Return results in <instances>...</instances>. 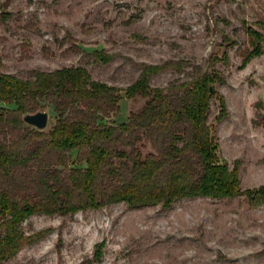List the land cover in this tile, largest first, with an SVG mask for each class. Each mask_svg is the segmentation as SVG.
<instances>
[{
    "label": "rangeland",
    "instance_id": "374dc122",
    "mask_svg": "<svg viewBox=\"0 0 264 264\" xmlns=\"http://www.w3.org/2000/svg\"><path fill=\"white\" fill-rule=\"evenodd\" d=\"M260 17L264 0H0L2 71L20 77L83 65L95 79L126 87L139 75L135 63L173 59L206 69L216 59L223 79L213 84L209 122L217 159L237 166L242 188L252 191L184 198L169 209L119 202L34 215L24 222L25 231L42 233L5 264H264V197L258 194L264 186V54L242 66L250 48L244 20L251 25ZM95 50L114 58L98 62ZM191 73L189 66L184 73L166 71L151 83L166 86ZM145 101L123 91L120 111L104 121L127 122ZM42 103L48 131L58 113ZM145 144L146 154L151 146ZM72 157L71 166H87L77 160V150Z\"/></svg>",
    "mask_w": 264,
    "mask_h": 264
},
{
    "label": "trees",
    "instance_id": "16d2710c",
    "mask_svg": "<svg viewBox=\"0 0 264 264\" xmlns=\"http://www.w3.org/2000/svg\"><path fill=\"white\" fill-rule=\"evenodd\" d=\"M5 18L10 13L3 14ZM250 48L242 66L264 54V17L248 25ZM98 62L114 58L93 52ZM135 81L121 87L95 79L83 65L38 70L24 78L3 72L0 55V264L40 234L29 235L31 216L73 214L119 202L132 208L160 204L164 209L184 198H232L250 194L241 186L237 166L217 159L209 122L213 84L223 79L216 59L205 69L198 63L169 59L135 63ZM192 73L186 80L154 86V76L176 71ZM142 96L144 105L127 122H105L120 111L122 92ZM51 103L58 113L50 130L38 129L24 115ZM149 142L151 150L143 151ZM86 167L71 166L72 152ZM264 197V186L258 190ZM36 236V237H35Z\"/></svg>",
    "mask_w": 264,
    "mask_h": 264
},
{
    "label": "water",
    "instance_id": "95a60500",
    "mask_svg": "<svg viewBox=\"0 0 264 264\" xmlns=\"http://www.w3.org/2000/svg\"><path fill=\"white\" fill-rule=\"evenodd\" d=\"M211 89H213V87ZM24 120L38 129H44L48 125L49 113L46 110H38L34 113H27L24 115Z\"/></svg>",
    "mask_w": 264,
    "mask_h": 264
}]
</instances>
